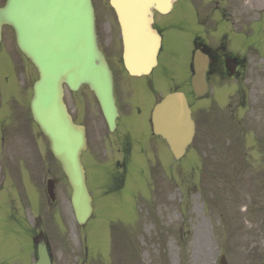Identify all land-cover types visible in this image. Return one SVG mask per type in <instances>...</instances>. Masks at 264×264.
I'll return each instance as SVG.
<instances>
[{"label":"rangeland","instance_id":"1","mask_svg":"<svg viewBox=\"0 0 264 264\" xmlns=\"http://www.w3.org/2000/svg\"><path fill=\"white\" fill-rule=\"evenodd\" d=\"M4 2L0 0V4ZM253 2L254 6L245 4L244 9L242 0L239 3L235 1L236 19L248 16L258 19L260 13H256L254 8L264 6V0ZM104 3H108V0H95L99 13ZM244 12L247 13L245 18L242 17ZM190 19V11L182 6L164 17V20L183 25H187ZM236 29L243 30L242 27ZM252 29L256 28L253 26ZM171 33L175 34L173 31ZM4 34L0 49V81L7 99L19 88V70L14 61L17 59L19 67L20 56L13 40V31L5 28ZM251 34L255 35L254 32ZM178 35L181 36H177L176 41L179 58L186 54L188 56L192 38L188 33ZM252 35H233L237 38L234 43L240 47L239 50L246 51L247 45L255 41ZM168 44L167 48L171 50L172 42ZM259 51L264 55V45ZM179 58H170L168 54L164 57L171 60L169 67L172 69L182 67ZM260 58L263 57L258 55L251 59L253 67L264 65V58ZM26 76L28 100L21 102L25 108L29 107L32 85L38 78V72L30 62L26 63ZM254 78L252 75L249 87L245 88L251 90L249 96L255 93L260 96V84L257 88ZM230 85L232 89L229 87L226 96L233 91V85ZM156 87L160 91H167V84L163 81L156 80ZM241 95L238 94V98ZM12 100L20 102L19 97ZM212 100L196 103L208 117L206 120L199 117L198 135L202 146L197 155V165L194 151L183 162L177 163L173 162L163 145L159 152L164 170L156 177L161 180L159 184L152 182L155 177L152 179L139 169L120 191L104 197L95 191V213L86 227L78 226L69 202L61 201L60 194L59 202H63L64 207L52 211L49 221L51 229H45L54 264H215L221 254L227 257L229 264H264L263 110H260V104L240 109L239 116L246 118L241 121L243 125L239 123L242 130L237 134L228 131L227 121H213L207 109ZM10 103L14 106L13 101ZM7 110L2 124L10 132L3 146L5 153L11 156L9 169L16 167L17 160L13 155L24 151L28 154V169L36 172L37 163L40 162L42 168L38 169L37 174L42 173L49 160L55 162L47 138L34 123L32 127L29 110L27 126L32 127V131L28 128L27 134L23 132V123L20 126L17 113L13 111L12 114L10 108ZM37 148L43 154L39 156V161L37 154L33 156ZM167 160L171 162L168 170L165 167ZM53 173L60 179L64 178L57 166ZM36 177L33 179L29 172L23 174L25 196L21 195V189L14 186L0 191V200L6 202L0 216L8 212L15 219L10 217L5 222L0 221V255L10 257L12 264H34L33 242L24 231L28 222H33V228L37 220L30 219V216L50 212L46 205L44 174ZM96 178L97 174L94 173L90 183L92 190L98 188ZM44 221L46 227L47 219Z\"/></svg>","mask_w":264,"mask_h":264},{"label":"water","instance_id":"2","mask_svg":"<svg viewBox=\"0 0 264 264\" xmlns=\"http://www.w3.org/2000/svg\"><path fill=\"white\" fill-rule=\"evenodd\" d=\"M110 3L122 27L127 69L132 74L149 72L156 63L161 42L152 27V8L167 12L172 0H110ZM3 24L13 26L19 48L39 70L32 113L73 186V206L79 222L84 223L92 212L80 161L85 137L83 129L72 122L63 102V83L73 89L88 83L105 112L114 111L112 76L97 45L92 0H7L0 8V40ZM206 65L207 59L197 52L193 78L197 94L206 90ZM153 126L180 158L194 134V122L183 93L169 94L156 105ZM38 250L36 264H51L43 243ZM221 264H227L225 258Z\"/></svg>","mask_w":264,"mask_h":264},{"label":"flooded vegetation","instance_id":"3","mask_svg":"<svg viewBox=\"0 0 264 264\" xmlns=\"http://www.w3.org/2000/svg\"><path fill=\"white\" fill-rule=\"evenodd\" d=\"M236 0H178L180 6L188 9L191 13V19L187 25L173 23L169 20L156 19L155 27L163 37V47L159 55V63L155 70L142 77H132L125 70L122 59L118 57L117 27L115 23L108 19H98L97 34L100 47L103 49L109 65L113 72L114 95L118 115L113 126L105 118L99 102L88 86L84 85L77 91H68L67 106L73 120L85 127L87 136V149L83 152L82 160L87 172V183H91V176L96 173V182L100 186L107 188L111 192L114 188L117 190L122 187L129 172L137 169H152L160 158V148L165 145L161 137L153 133L151 125V111L154 104L162 95L156 87V80L163 81L170 89H183L191 105L192 113L195 119L205 118L206 112L196 106V103L209 98L210 94L204 97H197L191 90L190 77L192 75V54L195 49L200 48L207 52L212 62L207 71V80L209 86L225 82H232L233 86L240 83L251 81L252 75L254 82L261 85L263 91L261 95L255 93L254 96H248L247 89H239L244 101L238 99V107L246 106L247 100L254 102L256 106L264 105V86L258 77L259 73L253 71L251 66V57L256 56L258 49L251 44L248 45L247 53L241 54L231 44L228 32L224 31L219 35L210 38L208 43L203 39V26L213 24L219 26V19H212V14L220 11L222 17L233 15L231 12L235 6ZM254 0H242L241 6L246 9L248 3L254 6ZM261 6V5H259ZM241 8V7H239ZM246 15V12H244ZM234 16V15H233ZM101 20V21H100ZM189 27V29H187ZM175 34H172L171 32ZM179 34L188 35L192 38V49L188 50V55L182 56L181 68L172 69L169 67L171 60L163 59L165 55L170 58L178 57L177 36ZM167 42H172L169 48L165 50ZM252 74V75H251ZM178 79H175V77ZM172 81V82H171ZM238 84H235V83ZM253 82V81H252ZM253 82V83H254ZM173 86L171 88V84ZM249 87V86H248ZM212 91V89H211ZM237 91H235V94ZM216 105L212 103L209 108ZM7 105L1 104L0 108L5 109ZM23 115V114H22ZM20 118V126L24 124V118ZM2 124L0 133L3 143L6 140L7 131ZM8 136V135H7ZM23 154L20 153V160ZM159 161V160H158ZM1 181V188L4 186ZM106 191V192H107ZM5 202V201H4ZM4 202H0V208ZM53 204V203H52ZM51 204V205H52ZM8 216H0V221H6ZM6 258L0 259V264H5Z\"/></svg>","mask_w":264,"mask_h":264}]
</instances>
